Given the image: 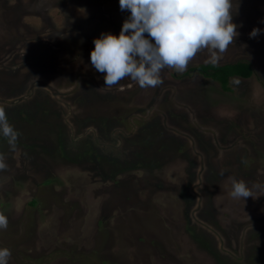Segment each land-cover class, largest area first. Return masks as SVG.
<instances>
[{
	"label": "rangeland",
	"instance_id": "rangeland-1",
	"mask_svg": "<svg viewBox=\"0 0 264 264\" xmlns=\"http://www.w3.org/2000/svg\"><path fill=\"white\" fill-rule=\"evenodd\" d=\"M233 4L238 35L217 64L254 73L225 93L188 71L207 51L158 87H104L90 54L130 16L119 0H0V110L20 133L15 151L0 136L8 264H264V191L230 196V177L264 185V0ZM24 104L39 109L12 114Z\"/></svg>",
	"mask_w": 264,
	"mask_h": 264
},
{
	"label": "clouds",
	"instance_id": "clouds-1",
	"mask_svg": "<svg viewBox=\"0 0 264 264\" xmlns=\"http://www.w3.org/2000/svg\"><path fill=\"white\" fill-rule=\"evenodd\" d=\"M119 5L121 11L130 12L119 35L101 33L90 54L91 66L105 74L104 87L109 89L126 78L142 89L158 87L165 67L183 73L201 51H207L208 62L216 64L217 53H223L238 35L231 18L236 8L233 0H119ZM260 31L253 28L249 35L256 37ZM0 136L11 151L16 150L20 133L3 110ZM7 167L6 158L0 155V171ZM230 182L233 199L245 200L253 196V189L264 191L259 183L250 187L235 177H230ZM7 226L8 221L0 217V230ZM11 256L10 249H0V264H8Z\"/></svg>",
	"mask_w": 264,
	"mask_h": 264
},
{
	"label": "trees",
	"instance_id": "trees-1",
	"mask_svg": "<svg viewBox=\"0 0 264 264\" xmlns=\"http://www.w3.org/2000/svg\"><path fill=\"white\" fill-rule=\"evenodd\" d=\"M254 64L251 61L248 60H242V61H237L234 63H225V64H211V63H206V64H198L194 67H192L190 70H188L189 72H193V71H197L199 72L201 75L204 76V78L206 79H213L215 81L218 82L221 90L225 93H230L232 91V87H231V80L234 77L237 76H243L245 78H250L253 73H254ZM17 110L12 111V114L14 115H18L20 114V116L23 117H31L33 113L37 112V109L39 108H31L27 105H20L17 106ZM6 113H10L7 112ZM63 143V140H61V145ZM94 142L90 141L88 142V146L91 148H93L95 150L96 146H94ZM76 149L78 151H82L83 149V145H79L78 148L76 147ZM94 150H89L86 151V153L90 152L93 155V151ZM63 154L64 153V149H62ZM139 152V151H138ZM138 152L135 155V158L137 157V162L135 163V167H139L140 165H142V161H146V159L142 160H138L139 155ZM149 159V158H148ZM49 180H47L46 182H49ZM36 199L33 200V202H35Z\"/></svg>",
	"mask_w": 264,
	"mask_h": 264
},
{
	"label": "flooded vegetation",
	"instance_id": "flooded-vegetation-1",
	"mask_svg": "<svg viewBox=\"0 0 264 264\" xmlns=\"http://www.w3.org/2000/svg\"><path fill=\"white\" fill-rule=\"evenodd\" d=\"M98 218V217H97ZM97 218H96V220L95 219H91V223H89V222H87V226H89L90 227V229H86V228H83L82 229V233H83V235H85L86 234V232L88 231L89 233H88V236H87V238L91 235V234H93L94 232V234H96V236H98V232H101V223L102 222H100L99 220H97ZM94 220L96 221V223L94 224V226H93V223H94ZM98 221V222H97ZM98 223V224H97ZM82 226V225H81ZM96 227V228H95ZM95 236V238L94 239H98V237H96ZM68 238V240H69V242H71V244L72 243H78L80 240H79V237L77 236V237H72V236H70L69 235V237H67ZM71 239H74V240H71ZM95 242H97V241H95ZM100 244H105L104 242H103V240H101L100 239ZM11 260V259H10ZM13 262V261H12Z\"/></svg>",
	"mask_w": 264,
	"mask_h": 264
},
{
	"label": "crops",
	"instance_id": "crops-1",
	"mask_svg": "<svg viewBox=\"0 0 264 264\" xmlns=\"http://www.w3.org/2000/svg\"><path fill=\"white\" fill-rule=\"evenodd\" d=\"M250 61V60H249ZM252 62V61H251ZM253 63V62H252ZM245 79H248V78H245ZM258 85H261L259 82H258Z\"/></svg>",
	"mask_w": 264,
	"mask_h": 264
}]
</instances>
